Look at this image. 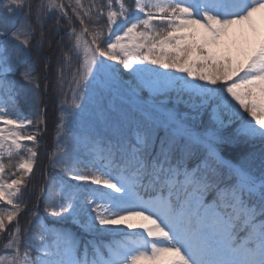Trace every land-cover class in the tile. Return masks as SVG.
Wrapping results in <instances>:
<instances>
[{
  "label": "snow or ice",
  "instance_id": "1",
  "mask_svg": "<svg viewBox=\"0 0 264 264\" xmlns=\"http://www.w3.org/2000/svg\"><path fill=\"white\" fill-rule=\"evenodd\" d=\"M261 12L264 0H77L71 14L0 0V155L26 156L0 177L9 264H264ZM46 16L65 25L55 65ZM245 24L251 36L213 51ZM38 155L45 175L25 179Z\"/></svg>",
  "mask_w": 264,
  "mask_h": 264
},
{
  "label": "trees",
  "instance_id": "2",
  "mask_svg": "<svg viewBox=\"0 0 264 264\" xmlns=\"http://www.w3.org/2000/svg\"><path fill=\"white\" fill-rule=\"evenodd\" d=\"M45 2H47V0H45ZM93 2L95 3H99L100 0H79V4L83 5V7L85 9L88 8V6L90 4H92ZM56 3H63L64 5L67 6V11L71 14L72 13V8L74 6L77 5V0H56ZM57 18H51L50 16H46L45 17V21H46V25H45V33L48 35L50 42H51V47H49L47 44L45 45L44 49H43V53L45 55H52L53 59H52V63L53 65H55V55L58 54V52L56 51V46L58 44H60V46L62 47L63 45L61 44V40L62 38H64V28L65 25L63 23H61L59 25V29L60 31L57 32L56 29V25H57ZM76 26H77V30H79V20H76ZM86 40H90L91 36L87 35L85 36ZM35 56V54H34ZM37 62L38 65L40 64V60L39 58H37ZM71 79V77L69 76V80ZM47 105H48V110H47V117H48V130L45 134L44 137V143H45V147L41 150V151H45V152H51L52 151V146L55 144L56 141V134H55V120L57 118L58 113L56 112V109L58 107V105L56 103H53L52 98H47ZM21 107H23V104H21ZM43 107V105H42ZM0 161L4 164V169L5 172L7 174V176L5 175L3 178L5 180H7L8 176L11 174L12 171L16 170V165L15 162L12 161V168L9 167L10 166V161L9 163H6V161L2 158H0ZM15 166V167H13ZM48 166V157L47 155H39V157L37 158V164H35L33 173L25 179H29L31 178V176L35 175V177L37 178V182H39L41 180V178L45 175V169H47ZM7 168H9L10 170L7 171ZM37 168H39L40 170L37 171ZM50 171V169H48ZM27 199V198H26ZM35 206V199H32L28 205V209L30 210L32 207ZM10 211V206L4 205L3 201H0V216H4L6 218L7 212ZM45 215L44 211H43V206H41V216ZM30 217H25L23 216V214H21L20 216L17 217L16 220L13 221V224L19 222L21 226H24L27 223V220ZM12 225H8V227H11ZM5 236V233H0V249L2 248V244L5 243V241L3 240ZM2 250V249H1Z\"/></svg>",
  "mask_w": 264,
  "mask_h": 264
},
{
  "label": "rangeland",
  "instance_id": "3",
  "mask_svg": "<svg viewBox=\"0 0 264 264\" xmlns=\"http://www.w3.org/2000/svg\"><path fill=\"white\" fill-rule=\"evenodd\" d=\"M254 23L256 24L257 29L264 28V12L256 14V16L254 17ZM245 34L251 36V29H250L249 25L245 24V25L236 26V28L233 30V36L230 39L226 40L220 48H215V49H213V51L220 54V53H223L224 51H226L228 49H231L234 40H239L240 37L242 35H245ZM8 127L10 128L12 126H8ZM5 135H7L9 137L8 143H11V135L7 131L5 132ZM21 144H22V146L24 144L30 145L31 141H23L22 140ZM16 151H24V148L22 147L20 150H13V157L10 158L7 155L8 149L6 147L3 150L4 154L0 155V158L4 159L6 161V163H9V161H10L9 167H11V168H12V165H14V164H12V161L15 162L16 168H18L19 163L22 162L24 159H26V156H21L19 159H16L15 158V152ZM38 157H39V155H38ZM0 163H2V162L0 161ZM34 167H35V164H34ZM8 170H10V169L7 168V171ZM33 170H34V168H33ZM31 174H28V176H26L25 178H28ZM5 175L7 176L5 169H4V172H0V177H4ZM133 223H139V221H133ZM129 231L136 232V231H139V229H133V230H129ZM3 240L5 241V243L2 244V248H1L2 250L0 249V262H2V264H9V262L11 260L12 252H11V250L5 248V245L7 244V240L5 238Z\"/></svg>",
  "mask_w": 264,
  "mask_h": 264
}]
</instances>
